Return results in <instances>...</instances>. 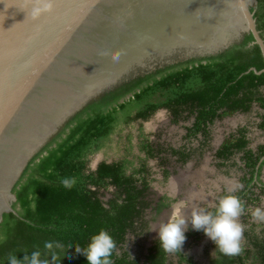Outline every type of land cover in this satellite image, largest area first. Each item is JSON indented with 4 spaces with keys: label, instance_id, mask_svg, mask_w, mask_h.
Masks as SVG:
<instances>
[{
    "label": "water",
    "instance_id": "water-1",
    "mask_svg": "<svg viewBox=\"0 0 264 264\" xmlns=\"http://www.w3.org/2000/svg\"><path fill=\"white\" fill-rule=\"evenodd\" d=\"M257 3L0 0V222L18 215L13 189L29 162L90 102L184 59L218 54L245 33L264 58Z\"/></svg>",
    "mask_w": 264,
    "mask_h": 264
},
{
    "label": "trees",
    "instance_id": "trees-1",
    "mask_svg": "<svg viewBox=\"0 0 264 264\" xmlns=\"http://www.w3.org/2000/svg\"><path fill=\"white\" fill-rule=\"evenodd\" d=\"M257 2L254 17L258 29L264 31V0ZM251 40L253 35L249 34L240 45H232L225 52L208 57L205 63L187 65L168 73L169 67L162 69L158 72L160 77L144 87L141 84L145 76L135 78L77 112L33 157L15 185L13 207H18V215L4 213L0 222V264H8L10 255L22 259L24 253L34 251L41 253L44 264H87L85 257L75 252V246L84 248L91 236L101 229L111 235L115 249L125 242L128 233L137 234L136 221L149 205L145 199L149 187L146 178L142 177L144 185L138 187L135 174L139 170L127 175L125 163L116 165L102 161L92 171L90 157L104 146L121 115L129 123L138 116L148 118L160 107L175 111L183 104L196 107L202 116L206 106L214 107L213 102L218 101L219 93L225 88L224 97L219 99L221 105L227 106L228 112L246 109L249 87L264 84V73L247 72L251 67L264 68L259 46L246 47ZM132 92L133 97L118 103ZM260 102L264 105L263 98ZM212 110L213 116L214 108ZM231 142L223 146L222 156L230 153L231 146L238 150L246 146L245 140L238 144ZM148 154L153 156L151 150ZM174 154L182 161L186 159L177 151ZM65 178L75 179V185L65 188L62 184ZM110 186L116 191L105 201L101 189L107 190ZM193 235L200 240L203 233L189 232L186 238ZM246 236L248 245L242 246L239 255L225 256L217 252L218 257L212 264H264V227L259 233L246 231ZM47 243H52L53 248L47 249ZM115 249L110 257L111 264H137L129 260L127 252L116 254ZM175 253L180 263H192V258L181 250ZM52 255L59 256L58 261H53ZM167 260V252L158 241L144 264H166Z\"/></svg>",
    "mask_w": 264,
    "mask_h": 264
},
{
    "label": "flooded vegetation",
    "instance_id": "flooded-vegetation-1",
    "mask_svg": "<svg viewBox=\"0 0 264 264\" xmlns=\"http://www.w3.org/2000/svg\"><path fill=\"white\" fill-rule=\"evenodd\" d=\"M257 6L253 8L254 13ZM256 25L258 29L257 19ZM259 32L264 41V31L259 30ZM247 35L249 34L245 33L235 45H240ZM254 45L257 44L254 43L253 37L246 47L251 48ZM223 52L225 50L220 53ZM208 57L184 59L171 65L173 69H170L169 66L167 73L185 68L187 65L205 63ZM252 69L253 67L247 72ZM160 70L151 72L154 77L151 74L145 76L141 87L150 84L154 78L158 79L161 74L158 73ZM256 73H264V68L256 70ZM225 90L226 88L219 93L218 101L213 102L215 103L214 107L206 106V109L202 111V116L199 115V110L196 107H191V109L182 104L177 107L176 112L166 107H160L148 118L138 116L129 123L126 122L124 115L118 118L115 124L116 129L109 135L104 146L98 150L103 151L102 160H99L95 166H89L90 170H96L102 161L109 164L116 163V165L125 163L127 175L138 169L139 172L135 174L138 178L136 184L138 187H142L144 185L142 177L146 178L149 187L145 199L149 205L145 207L142 217L136 221L137 234L128 233L125 242L115 249L116 254L127 252L129 260H135L137 264H144L149 251L158 242L156 232L149 230L170 219V210L174 207L177 208L183 197L186 210L189 209L188 212L183 209L185 216H189L191 211L197 208L214 211L218 199L228 192V178L224 174H229L232 169L241 172L237 183L240 187L234 193L245 206L244 214L241 217L246 220L252 219L251 210L260 207L261 201L264 202V105L260 102V98L264 99V84L257 86L252 84L247 94L248 99L245 101L247 108L235 109L232 112H228L229 108L221 105L219 101L221 97H224ZM133 95L134 92L129 93L118 103L124 102ZM213 108L215 115L212 116ZM161 110L166 113L165 119H158L154 123L156 128L149 130L147 124ZM172 133H177L179 136L176 142L171 138ZM231 140V144H238L240 140H245L246 146L241 150H238L236 146H231L230 153L227 152V156L224 157V155L222 156L223 146ZM117 145V152L110 150L111 148L115 149ZM149 150L152 151L153 156L148 154ZM175 151L186 156V159L182 161L178 154H174ZM153 166L156 173L152 172ZM175 166L184 167L190 171L187 179L183 181V188H181L182 186L172 188L173 181L176 182L174 178L178 177V173L173 172ZM205 181L208 184H205ZM152 186L158 187L160 192L157 196L151 193ZM198 188H202L203 191ZM208 188L212 191L211 196L208 195ZM115 191L113 186L107 190L101 189V192L105 194L102 197L103 200L107 201L112 198ZM159 220L160 222L156 223ZM263 227L264 222L257 224L253 221L248 222V225L245 223L242 246L247 247L248 245L246 231L254 230L259 233ZM189 232L196 231L189 228L186 233ZM193 236L186 238L180 250L188 258H192L191 264H204L199 251H187L188 242L198 241L197 237ZM203 236L205 235L203 234ZM212 247L214 249V245ZM217 252L205 262L212 264L213 260L218 257ZM204 253L205 256H208L210 250H206ZM167 256L166 264H188L185 261L180 263L175 252H167Z\"/></svg>",
    "mask_w": 264,
    "mask_h": 264
},
{
    "label": "clouds",
    "instance_id": "clouds-1",
    "mask_svg": "<svg viewBox=\"0 0 264 264\" xmlns=\"http://www.w3.org/2000/svg\"><path fill=\"white\" fill-rule=\"evenodd\" d=\"M45 10L51 8V3L44 5ZM111 58L118 60L121 53L112 52ZM75 179L65 178L62 184L65 188H72ZM240 185L229 188L227 194L218 199L214 211L194 209L189 216H185L183 210H177L170 219L161 222L158 227L149 231L156 232V239L160 247L166 252L180 250L186 241V232L191 228L202 232L214 245L212 256L218 251L225 256H236L242 251L244 226L239 222V217L244 214V203L234 193ZM251 216L264 222V208L256 207L251 210ZM58 246V245H57ZM47 249H52L53 244L47 243ZM116 245L111 235L101 229L91 236L88 244L81 248L75 246V252L85 257L87 264H111L110 257ZM41 253L34 251L24 253L20 259L13 254L8 257V264H44L40 259ZM59 256L52 255L53 261H58Z\"/></svg>",
    "mask_w": 264,
    "mask_h": 264
},
{
    "label": "rangeland",
    "instance_id": "rangeland-1",
    "mask_svg": "<svg viewBox=\"0 0 264 264\" xmlns=\"http://www.w3.org/2000/svg\"><path fill=\"white\" fill-rule=\"evenodd\" d=\"M161 117V118H160ZM165 117H166V113H165V111L164 110H161V111H159L157 114H156V116L147 124V126H149V130H153V129H155L156 128V125L154 124L158 119H165ZM172 139H173V141L174 142H176V139H179V136H177V133H172V137H171ZM111 151H118V145H117V147L115 148V149H110ZM105 152V151H104ZM102 157H103V151L102 150H100V151H98L97 153H95V154H93L91 157H90V161H89V166L90 167H92V166H95L96 165V163L99 161V160H102ZM89 167V168H90ZM198 168V166L196 167V169ZM155 168H154V166H153V171L152 172H154V173H156L157 171L156 170H154ZM173 172H175V173H178L177 174V178H174V180L176 181L175 183H174V181H173V185H172V188H175V187H181V188H183V181H185L186 179H187V177H188V175H189V173H190V171L187 169V168H184V167H178V166H175V168H174V170H173ZM183 172V173H182ZM264 172V171H263ZM241 174V172H239L238 170H235V169H232V170H230V172H229V174H224L227 178H228V182H227V189H229V188H232V187H235V185L238 183V176ZM187 175V176H186ZM183 178V179H182ZM205 184H208V182L207 181H205ZM153 187V186H152ZM203 187V186H202ZM226 187V186H225ZM158 187H153L152 188V191H151V193L154 195V196H157L158 195V193L160 192L158 189H157ZM198 190H200V191H203V189L202 188H198ZM177 191V190H176ZM208 195L209 196H211L212 195V191H211V189L210 188H208ZM192 193V192H191ZM103 196H105V194L103 195ZM184 197L182 198V201H181V203H179L178 204V206H177V208H173L172 210H170V218H171V216L177 211V210H183L184 209V211H186V212H188V210L189 209H187L186 210V205L184 204ZM263 201H261V203H260V207L261 208H264V202L262 203ZM259 207V206H258ZM190 208H192V207H190ZM185 212V213H186ZM157 217H160V216H157ZM246 221H248V222H253V221H255V223H257V224H260L261 223V221H257V220H255V219H245V218H243V217H239V222L244 226L245 225V223H247V225H248V222H246ZM157 222H160V220L159 221H156V223ZM157 236V235H156ZM203 238V239H202ZM202 238L200 239V240H198V241H195V242H188V246H187V251L188 252H194V251H199V253H201L200 254V256H202L201 258H203V263L204 264H208V262H205V260H207L210 256H212V251H213V243L206 237V236H202ZM206 250H210V254L208 255V256H205V253L204 252H206Z\"/></svg>",
    "mask_w": 264,
    "mask_h": 264
},
{
    "label": "bare ground",
    "instance_id": "bare-ground-1",
    "mask_svg": "<svg viewBox=\"0 0 264 264\" xmlns=\"http://www.w3.org/2000/svg\"><path fill=\"white\" fill-rule=\"evenodd\" d=\"M183 179V178H182Z\"/></svg>",
    "mask_w": 264,
    "mask_h": 264
}]
</instances>
